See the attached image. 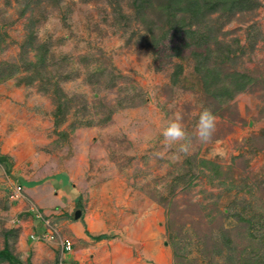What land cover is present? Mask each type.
Wrapping results in <instances>:
<instances>
[{
  "label": "rangeland",
  "instance_id": "obj_1",
  "mask_svg": "<svg viewBox=\"0 0 264 264\" xmlns=\"http://www.w3.org/2000/svg\"><path fill=\"white\" fill-rule=\"evenodd\" d=\"M160 2L0 0V249L23 264H264V0L178 13L188 33ZM23 178L77 191L47 213Z\"/></svg>",
  "mask_w": 264,
  "mask_h": 264
},
{
  "label": "trees",
  "instance_id": "obj_2",
  "mask_svg": "<svg viewBox=\"0 0 264 264\" xmlns=\"http://www.w3.org/2000/svg\"><path fill=\"white\" fill-rule=\"evenodd\" d=\"M237 1L238 0H162L157 8H159L160 11H165L167 13L166 24H169V30L175 33H179L182 31L188 33L189 31L186 28L182 27L183 24L181 25V23L183 22V18H178V13H187L191 17H197L200 15L203 16L208 11L217 9L219 7L227 8L230 4L233 5ZM213 72L214 71L210 67L206 69V81L210 76H213ZM248 81L249 80L244 79L243 76L240 80L236 81L235 87L239 90H242L244 89ZM0 160L5 161V158H0ZM0 260H6L10 264H23L16 257V255H14L13 252H11V250L7 248L0 249Z\"/></svg>",
  "mask_w": 264,
  "mask_h": 264
},
{
  "label": "clouds",
  "instance_id": "obj_3",
  "mask_svg": "<svg viewBox=\"0 0 264 264\" xmlns=\"http://www.w3.org/2000/svg\"><path fill=\"white\" fill-rule=\"evenodd\" d=\"M182 120V114L176 113L174 118L169 119L167 123L162 127L160 135L163 137L165 146L178 144V152L187 154L189 152L191 138L188 132L186 131ZM216 127L217 121L214 113H212L209 109L205 108L198 114L195 132L193 133V135L201 143H206L212 139L213 134L216 131Z\"/></svg>",
  "mask_w": 264,
  "mask_h": 264
},
{
  "label": "crops",
  "instance_id": "obj_4",
  "mask_svg": "<svg viewBox=\"0 0 264 264\" xmlns=\"http://www.w3.org/2000/svg\"><path fill=\"white\" fill-rule=\"evenodd\" d=\"M21 183L24 186H28L25 188H28L29 191H31V193H33V197H35V201H37L40 205L43 206V208L45 209V211L48 213V211H52V210H58V207L60 203H64L65 199L64 196L68 197L69 199H71L72 194H70L67 190H66V186L69 185L72 186L74 188L75 194H76V188L69 184V183H62L60 189H58L57 191H54V187L51 184H46V185H41L39 183H35L32 181H26L24 178L21 179ZM66 184V186H65ZM53 188V189H51ZM54 199L53 201H49V199ZM62 205V204H61ZM55 207V208H54ZM41 241L36 242V245L39 246V243Z\"/></svg>",
  "mask_w": 264,
  "mask_h": 264
},
{
  "label": "built area",
  "instance_id": "obj_5",
  "mask_svg": "<svg viewBox=\"0 0 264 264\" xmlns=\"http://www.w3.org/2000/svg\"><path fill=\"white\" fill-rule=\"evenodd\" d=\"M20 189H21V186H18L17 190H20ZM35 215H36V217L44 220L46 224H49L50 220L45 219L39 210L37 212H35ZM32 236L36 239H39V240L47 238L51 241H56L63 251H70V250H72V247H73V242L68 238L61 237V235L55 229L52 230L51 228H48V230H46L44 233L41 232V233L36 234V235L33 234Z\"/></svg>",
  "mask_w": 264,
  "mask_h": 264
},
{
  "label": "water",
  "instance_id": "obj_6",
  "mask_svg": "<svg viewBox=\"0 0 264 264\" xmlns=\"http://www.w3.org/2000/svg\"><path fill=\"white\" fill-rule=\"evenodd\" d=\"M78 214H79V212H76V215H75V216L77 217V216H78Z\"/></svg>",
  "mask_w": 264,
  "mask_h": 264
}]
</instances>
